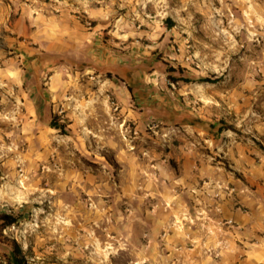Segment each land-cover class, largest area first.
Masks as SVG:
<instances>
[{"label": "clouds", "instance_id": "1", "mask_svg": "<svg viewBox=\"0 0 264 264\" xmlns=\"http://www.w3.org/2000/svg\"><path fill=\"white\" fill-rule=\"evenodd\" d=\"M74 3L80 5V8H73L68 0H53L51 5H38V0H32L31 6H25L27 18L38 28L43 39L53 41L59 38L65 45L71 47V55L78 61L81 59V50H86L87 57L85 58L89 59L91 64L76 76L70 77L73 87L70 95L68 94V83H61L60 77L69 76V70L75 72L71 65L68 66V70L58 72L51 80L41 81L47 95L51 97L50 103L53 105L54 118L63 123L70 117L76 134L87 141L94 152L111 155L117 169L133 161L137 163L141 172L151 174L158 182L167 181L173 186L177 184L184 186L185 179L183 176L178 178L175 175L176 168L173 167L172 161L166 159V154L169 150L173 155L179 156L181 152L187 154L188 151L197 147L215 148L217 147L215 142L208 139L201 144L197 139L191 146L178 147L177 140L183 135L181 129L186 130L190 125L184 124L178 128L171 122L165 124L153 114L148 115L147 124H141L136 134L133 135L130 127L124 126L127 121L121 122L120 108L131 109L137 123H140L142 118L134 107L131 91L123 82L119 84L114 82L115 73H113V79L110 80L108 69L116 68L120 63L129 66L128 62L132 61L131 66L137 69L133 75L138 81L139 88L143 89L153 102L180 111L192 109L193 112H211L218 110L221 115H225L226 110L221 107L211 93V89L199 81L201 78L211 79L222 76L228 68L230 58L239 55L245 43L250 47L253 45L264 47V0H74ZM95 3L101 4V8L95 9L93 7ZM149 5L154 9L155 16L149 13ZM121 9H128L129 13L125 17L127 23L122 22L120 25L125 41L130 36L140 35L154 43L165 32L163 20L171 17L175 21L174 34L181 41L183 53L178 58L179 62L186 65L195 64L199 69L198 72L192 73L195 78L192 91L182 84L174 83L159 67L149 69L145 66L143 62L149 59L150 55H146L147 47L139 42L126 44L122 41L116 47L121 52L126 51L127 55L113 54L108 58H103L97 53L98 45L92 39L86 42L75 40L69 30L63 27L67 11H80L81 19L89 27H91L92 20L100 25L94 35L99 36L101 40L107 36L115 44V40L120 38L121 33L115 31L106 33L103 26L114 24L120 18ZM53 10L60 12V16L53 15ZM84 13L88 15L85 16ZM135 20H140L141 24L150 21L151 33L132 31V24ZM124 29L128 31L124 32ZM3 55V50L0 49V59ZM167 55L168 52L165 53V56ZM92 57L96 58L91 59ZM173 59L177 58L173 56ZM48 63L50 62L46 61L45 66ZM252 64L255 66V61ZM26 67L22 68L15 62H6L5 67H0V89H5L7 96H13L16 99L12 111L0 112V124L11 127L10 131L0 129V166L6 169L4 175H0V208L11 206L19 210L26 204H39L40 207L33 209L34 214L37 217L44 215L45 230L53 236H58L72 229L77 215L72 201L80 197L75 187L70 188L68 184L63 183V180L59 184L39 187L29 179L30 174L38 165L34 158L25 155L21 133L30 135L37 127V118L34 109H32V119L23 116L20 112L24 105H21L19 97H27L33 91L30 84L25 88V84L28 83ZM98 71L100 74L96 75ZM81 81L84 82L80 83ZM90 86H95L97 91L89 94L88 99H84V94ZM17 89L20 90L19 95L16 93ZM7 96L0 99V103H4ZM113 96L117 99L113 100ZM180 97H184L183 107L180 104ZM32 103L29 101L30 108ZM65 110L68 116L65 115ZM234 123L245 135L251 134L250 116L237 117ZM144 127H150L156 137L155 141L147 147L144 138L139 134ZM222 136L228 143L221 147H231L237 141V135L231 128L226 129ZM5 137L10 143L5 141ZM51 139L55 142L57 149L63 150L66 154L70 153L68 159L72 161L71 166L74 167L77 155L71 145L76 141H73L71 137H62L60 129L52 130ZM154 149L160 152V156L152 155ZM165 167L168 175L161 174V169ZM16 168L20 171L16 172ZM46 175L56 177L61 175V172L54 165L49 164ZM21 177H24L23 183ZM83 182V177L77 181V183ZM205 189L207 190L205 198L212 199L214 196L223 195L220 190L226 189V184L222 178H216L212 183L207 184ZM194 192H197L195 186L188 188L189 195ZM98 195L100 194L93 189L88 200L84 202L90 213L94 214L99 209V215L92 220L81 239L84 242L83 246L90 251L94 264H111V257L118 255L121 251H128L130 238L124 226L125 218L105 214L104 202L93 199ZM45 205L52 207L55 214L46 213ZM202 216L203 213H201ZM180 217L184 220L191 219L183 208L180 210ZM40 226V222H37L25 228V247H27V236L38 233ZM167 227L169 229L180 228V224L169 220ZM113 232L116 234L112 235ZM140 264H144L142 259Z\"/></svg>", "mask_w": 264, "mask_h": 264}, {"label": "rangeland", "instance_id": "2", "mask_svg": "<svg viewBox=\"0 0 264 264\" xmlns=\"http://www.w3.org/2000/svg\"><path fill=\"white\" fill-rule=\"evenodd\" d=\"M68 3L75 9L80 8V5L75 4L74 0H68ZM31 4L32 0H0V49L4 53L3 58L0 59V67H5L6 62H15L22 68L27 66L26 80L28 83L25 84V88L29 84L33 88L31 95L19 97L21 105H24L20 109L21 114L32 119V109H34V114L37 118V127L32 130L30 135L21 133L25 155L29 158H34L38 165L30 174L29 179L35 186L39 187L59 184L63 180V183L68 184L70 188L75 187L80 199L72 201L73 207L77 211L72 229L58 236H53L45 230L43 222L46 218L44 215L37 217L34 214L33 209L40 207L39 204H26L19 210L11 206L0 208V216L2 214H11L14 218H18V222L15 225L0 230V264H9V254H11L15 242L22 248L27 264H94L90 251L83 246L84 242L81 239L92 220L99 215V209L94 214L90 213L87 204L84 203L88 200V196L92 194L93 189L100 194L94 196L93 199L104 202L105 214L123 216L126 221L124 226L130 238L128 251H121L118 255L111 257V264H140L141 259L144 264H163L161 262V255H163L161 248L159 246L154 249L146 247L148 237L144 234L145 223L143 222V216L149 212L152 214L154 212L157 213L162 208L179 210V191L180 194L185 192L184 201L187 204L184 207H186V210L207 209L206 206L203 203L198 204L196 199L194 200L188 194V187L182 186L179 189V184L173 186L167 181L158 182L151 174L141 172L136 162L129 161L126 166L117 169L111 155L103 152H94L92 146L76 134L73 121L69 117L63 124H66L67 130L71 132V135L60 133L62 137H71L73 141H76V143L71 145V148L75 150L77 160L75 166H71L72 161L68 159L70 153L66 154L63 150L57 149L55 142L51 139L52 130L42 128L45 125L48 126L55 113L53 105L50 103L51 97L47 95L45 86L41 81L51 80L58 72L68 70V66L71 65L74 67L75 72L69 70V76L60 77L61 83H68V94L70 95L73 91L70 77L76 76L84 68L90 67L91 64L89 59L85 58L87 57L86 50H81V59L78 61L71 55V47L65 45L59 38L53 41L43 39L39 34L38 28L26 16L27 9L25 6H31ZM51 4H53V0H38V5ZM93 7L99 9L101 4L95 3ZM148 11L152 16L156 15L151 5L148 6ZM52 14L57 17L60 16V12L54 10ZM128 14V9H121L120 18L114 24H105L103 26L106 33L110 31L121 33L120 38L115 40V44L107 36L101 40L99 36L94 35L100 25L97 21L92 20L91 27H89L81 19L80 11H67L63 27L69 30L75 40H84L86 42L88 39H92L98 45L97 53L103 58H108L113 54L127 55L126 51L121 52L116 47L122 41L126 44L139 42L147 47L146 55H150V58L143 62L149 69L159 67L162 72L168 74V67L173 66L177 70L176 76L195 80L192 73L199 71L197 66L179 62L178 58L183 55L181 51L182 44L174 34L176 24L171 17L163 20L165 32L153 43L140 35L130 36L126 41L124 40L120 25L122 22L127 23L125 17ZM84 15L87 16L88 14L84 13ZM45 16H47V13H45ZM149 23L151 22L148 21L141 24L140 20H135L132 24V31L151 33L152 29L149 27ZM123 31L126 32L128 29ZM166 52H168L167 56H165ZM173 56L177 59L174 60ZM59 57L65 59H58ZM95 58L92 57L91 59ZM46 61L50 62L47 66H45ZM253 61H255V66L252 64ZM128 64L129 66H125V64L120 63L116 68H128L131 70L134 79L133 90L135 89V91H131L132 102L142 119L140 123H137L133 111L123 107L120 108L119 114L121 122L127 121L124 126L130 127L133 135L136 134V130L141 127V124H147L149 114L155 115L163 120L165 124L171 122L178 128L184 125H178V122L180 123L183 117L186 118L185 124H188L187 116H192L212 123H219L221 120H225L238 132L237 139L248 142L251 138L245 136L235 126L234 121L236 118L250 116L252 120L256 116H260L264 119V47L262 46L253 45L250 47L245 43L240 49V54L230 58L228 68L222 76L200 79L199 82L206 84L211 89V93L216 97L221 107L226 110L225 115H221L218 110L211 112H193L192 109L180 111L164 104L153 102L148 98L147 93L139 88L138 81L133 75L137 69L131 66L132 61H129ZM49 69L52 70L49 71ZM99 74V72L96 73V75ZM108 78L111 80L113 76H108ZM83 82L81 81L80 83ZM114 82L119 84L123 81L115 76ZM193 83L194 81L186 83L180 80L176 84H182L189 91H192ZM96 91L97 88L95 86L88 87L84 94V99H88L89 94ZM19 92L20 90L17 89V95H19ZM6 96V90L0 89V99H4ZM115 99L117 97L113 96V100ZM29 101L33 102L31 108L28 106ZM183 103L184 97H180L181 107H183ZM15 104L16 99L13 96H7L5 102L0 103V112L12 111ZM61 107L63 106L61 105ZM65 115L68 116L67 110H65ZM0 129L10 131L11 127L0 124ZM181 130L183 135L177 140L178 147L191 146L195 144L197 139L200 140L201 144L211 139L217 147H197L188 151L187 154L181 152L179 156L173 155L171 150H169L166 154V159L173 162V167L176 168L175 175L178 178L183 176V178H188L189 180L193 178L192 175L198 174L203 176L200 183L203 186L204 181L209 178L208 174L206 176L205 172H201L203 167L215 164L229 171V165L223 158V147H221V145L225 144L223 136L216 141L207 132L192 125L186 130ZM139 134L144 138L146 147L156 139L150 127H144ZM5 141L9 142L7 137H5ZM152 155L158 157L160 152L154 149ZM187 156H190V158L188 159L187 168H185L183 157L187 158ZM49 164L58 168L61 175L56 177L46 175ZM5 171L6 169L0 166V175H4ZM19 171L20 169L16 168V172ZM161 174L168 175L166 167L161 169ZM81 177H83L84 182L77 183ZM20 179L23 183L24 177ZM45 212L51 215L55 214L53 208L48 205H45ZM185 221L191 225L193 224L191 220ZM37 222L41 224L39 231L36 234L27 236V247H25V228ZM205 230L207 231V229ZM115 234V232L112 233V235ZM150 256L152 259H149Z\"/></svg>", "mask_w": 264, "mask_h": 264}, {"label": "crops", "instance_id": "3", "mask_svg": "<svg viewBox=\"0 0 264 264\" xmlns=\"http://www.w3.org/2000/svg\"><path fill=\"white\" fill-rule=\"evenodd\" d=\"M250 126L251 134L240 130L250 141L237 139L231 147H223L229 171L215 164L203 167L201 172L209 177L203 186V176L192 175L191 181L184 178V187L195 186L197 194L191 196L207 209L186 210L185 192L179 191V210L162 208L143 216L146 247L159 246L163 264H264V119L256 116ZM42 128L53 130L47 125ZM183 158L187 168L190 156ZM216 178L224 180L226 189L220 190L223 195L206 199L205 186ZM181 208L192 225L180 217ZM169 220L179 223L180 228L169 229Z\"/></svg>", "mask_w": 264, "mask_h": 264}, {"label": "trees", "instance_id": "4", "mask_svg": "<svg viewBox=\"0 0 264 264\" xmlns=\"http://www.w3.org/2000/svg\"><path fill=\"white\" fill-rule=\"evenodd\" d=\"M58 59L64 60L65 58L59 57ZM176 68L173 66L168 67V77L170 80H172L174 83H178L180 80L185 81L186 83L193 82L191 78L188 77H178L176 76ZM99 72V71H98ZM113 73H115V76H117L121 81H123L130 91L133 90V77L132 72L128 68H110L108 69V76H113ZM208 81V80H207ZM187 121L189 125L198 127L202 129L203 131L207 132L209 135H211L216 141H218L222 133L228 129L231 128L232 131H235V128L227 123L225 120H221L219 123H212V122H206L199 118H195L192 116H187ZM186 118L183 117V119L178 122V125L185 124ZM49 127L53 129H60V132L64 135H71V132L67 130L66 124H61L59 121H57L54 116H52L49 124ZM18 222V218H14L11 214H2L0 216V230L7 229L13 225H15ZM9 264H27V260L25 255L23 254V250L20 247L18 243L13 244V250L11 254H9Z\"/></svg>", "mask_w": 264, "mask_h": 264}, {"label": "built area", "instance_id": "5", "mask_svg": "<svg viewBox=\"0 0 264 264\" xmlns=\"http://www.w3.org/2000/svg\"><path fill=\"white\" fill-rule=\"evenodd\" d=\"M232 222H229V224H231Z\"/></svg>", "mask_w": 264, "mask_h": 264}]
</instances>
